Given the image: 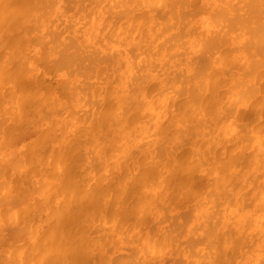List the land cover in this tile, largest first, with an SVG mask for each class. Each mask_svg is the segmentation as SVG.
I'll return each mask as SVG.
<instances>
[{"label":"bare ground","instance_id":"6f19581e","mask_svg":"<svg viewBox=\"0 0 264 264\" xmlns=\"http://www.w3.org/2000/svg\"><path fill=\"white\" fill-rule=\"evenodd\" d=\"M0 264H264V0H0Z\"/></svg>","mask_w":264,"mask_h":264}]
</instances>
